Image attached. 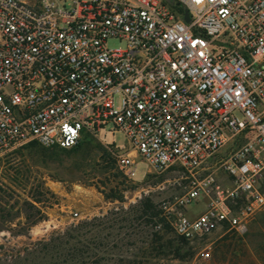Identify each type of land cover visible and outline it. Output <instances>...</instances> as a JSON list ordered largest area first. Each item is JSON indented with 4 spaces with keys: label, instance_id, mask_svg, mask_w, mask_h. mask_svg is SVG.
Returning <instances> with one entry per match:
<instances>
[{
    "label": "built area",
    "instance_id": "2783aa9c",
    "mask_svg": "<svg viewBox=\"0 0 264 264\" xmlns=\"http://www.w3.org/2000/svg\"><path fill=\"white\" fill-rule=\"evenodd\" d=\"M84 139L128 178L184 174L175 235L243 234L264 209V0H0V152Z\"/></svg>",
    "mask_w": 264,
    "mask_h": 264
},
{
    "label": "rangeland",
    "instance_id": "374dc122",
    "mask_svg": "<svg viewBox=\"0 0 264 264\" xmlns=\"http://www.w3.org/2000/svg\"><path fill=\"white\" fill-rule=\"evenodd\" d=\"M113 140L123 144L121 134ZM134 171L124 176L97 141L0 152V264H264V209L241 235L223 229L182 242L141 214L146 199L161 215L173 211L184 174L140 162Z\"/></svg>",
    "mask_w": 264,
    "mask_h": 264
},
{
    "label": "trees",
    "instance_id": "16d2710c",
    "mask_svg": "<svg viewBox=\"0 0 264 264\" xmlns=\"http://www.w3.org/2000/svg\"><path fill=\"white\" fill-rule=\"evenodd\" d=\"M93 141L94 140H91V139H84V140L80 141L77 145H75L74 147H72L70 149H61V148H56V147H51V149H60V150H63V151H69V150H74V148L76 146L80 145V144L87 143V142H93ZM29 143L36 144L35 142H29ZM36 145H38V144H36ZM39 147H41V146H39ZM42 148H44V147H42ZM161 213H162V211L157 210L156 206L150 200L146 199V200L143 201L141 216H146V218H148L149 221H154V225L161 224L163 226L164 230H166L168 228L171 229V226H170L169 222L167 221L166 217L164 215H161ZM178 238L182 242H187V240H185L182 237L178 236Z\"/></svg>",
    "mask_w": 264,
    "mask_h": 264
},
{
    "label": "water",
    "instance_id": "95a60500",
    "mask_svg": "<svg viewBox=\"0 0 264 264\" xmlns=\"http://www.w3.org/2000/svg\"><path fill=\"white\" fill-rule=\"evenodd\" d=\"M183 17H184V21L188 22V14L186 11L183 13Z\"/></svg>",
    "mask_w": 264,
    "mask_h": 264
}]
</instances>
